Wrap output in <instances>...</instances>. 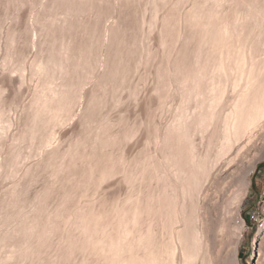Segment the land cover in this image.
<instances>
[{
	"label": "rangeland",
	"instance_id": "374dc122",
	"mask_svg": "<svg viewBox=\"0 0 264 264\" xmlns=\"http://www.w3.org/2000/svg\"><path fill=\"white\" fill-rule=\"evenodd\" d=\"M246 1L2 0L0 106L10 126L7 131H0V200L9 198L14 186L25 187L18 205L38 222L41 233L46 229L44 234L48 236L39 251L18 259L25 235L15 230L13 218L5 223L0 220V232L10 235L0 242V264H101L102 258L104 261L101 229H106V233L102 229L104 234L115 231L113 219L110 222L114 214L109 215L115 213V204L143 186L140 178L132 183L125 179L121 163L127 167L145 152H154L155 141L151 137L171 122L179 106L178 84L170 81L164 69L168 62L172 64L181 57L186 48L192 50L197 41L196 34L190 36L188 14L195 4L202 3L210 7L209 14L206 11L204 16L214 15L211 20L224 25L235 18ZM120 24L126 28L115 37ZM112 41L118 42L123 65L117 76L105 79L101 76L106 72ZM85 45L88 47L83 49ZM50 47L70 63L67 70L53 73L52 86L60 88L74 76L80 81L78 92L71 99L67 116L60 121L58 117L50 125L51 131L38 132L33 141L18 139L25 108L41 83V76L33 71L34 64L45 57ZM77 63L81 65L74 72ZM89 98L92 110L83 123ZM48 132H53L50 143L41 144ZM95 133L101 137L102 156L92 168L90 137ZM79 136L84 137L82 143L65 153ZM52 148L59 151L55 172L40 162ZM9 157L13 160L7 165ZM230 187L233 191L236 185ZM37 194L41 195L42 205L32 218ZM219 212L216 218L220 220L225 212ZM49 213L55 215L53 223ZM241 213L245 223L238 264H255L259 229L264 226V161L253 174ZM223 241L226 245L221 243L224 249H219L226 256L230 249L228 237Z\"/></svg>",
	"mask_w": 264,
	"mask_h": 264
},
{
	"label": "bare ground",
	"instance_id": "6f19581e",
	"mask_svg": "<svg viewBox=\"0 0 264 264\" xmlns=\"http://www.w3.org/2000/svg\"><path fill=\"white\" fill-rule=\"evenodd\" d=\"M209 8L202 3L194 5L187 17L192 27L190 36L196 34L197 41L192 50L186 48L164 69L170 81L178 84L179 106L171 122L151 137L154 152H145L127 167L121 163L125 179L132 183L140 178L143 186L115 204V213L109 214H114L110 222L113 219L116 229L115 235L113 229L109 232V222L108 234L101 229V264H238L245 223L242 203L258 164L264 161V0L243 2L228 25L211 20L214 15L205 17ZM1 21L0 15V29ZM124 28L120 24L115 37ZM110 44L106 72L101 76L105 79L117 76L123 65L118 42ZM69 64L50 47L33 65L41 83L25 108L18 139L33 141L38 132L49 131L58 117L60 121L67 116L80 81L72 76L58 88L52 86L50 78L58 69L67 70ZM80 65L76 64L74 72ZM85 108L83 123L92 110L90 98ZM3 111L0 106V131H7L10 121ZM51 133L43 136L41 144L50 143ZM100 138L98 133L90 137L92 168L102 156ZM120 138L118 134V141ZM83 139L79 136L65 153ZM45 153L41 165L55 172L59 151L52 148ZM12 158L5 163L8 165ZM233 184L236 188L232 191ZM24 190L14 186L10 197L0 200V220L5 223L13 218L15 230L25 235L18 259L35 254L48 236L46 229L41 233L38 222L18 205ZM40 197L35 196L32 218L42 205ZM220 210L225 213L219 220L216 215ZM50 214L47 216L53 223L56 212ZM258 236L255 264H262L264 226ZM9 237L8 232H0V242ZM226 237L229 256H222L219 248ZM214 250L217 253L212 256Z\"/></svg>",
	"mask_w": 264,
	"mask_h": 264
}]
</instances>
